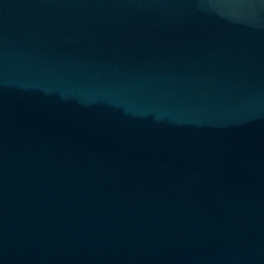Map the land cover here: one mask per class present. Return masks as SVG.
<instances>
[{"label":"water","instance_id":"1","mask_svg":"<svg viewBox=\"0 0 264 264\" xmlns=\"http://www.w3.org/2000/svg\"><path fill=\"white\" fill-rule=\"evenodd\" d=\"M0 264H264V0H0Z\"/></svg>","mask_w":264,"mask_h":264}]
</instances>
